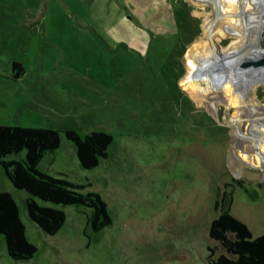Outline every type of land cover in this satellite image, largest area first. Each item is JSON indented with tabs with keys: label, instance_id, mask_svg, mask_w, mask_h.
<instances>
[{
	"label": "rangeland",
	"instance_id": "obj_1",
	"mask_svg": "<svg viewBox=\"0 0 264 264\" xmlns=\"http://www.w3.org/2000/svg\"><path fill=\"white\" fill-rule=\"evenodd\" d=\"M99 1L0 0V124L59 129L61 146L39 168L100 193L113 216L96 232L92 208L40 200L66 212L48 234L0 167V188L38 248L15 260L0 234V264H211L210 246L225 253L209 235L223 193L264 232V171L231 170L237 111L225 99L229 81L220 83L229 61L259 64L252 47L264 59V0L246 3L249 34L222 13L201 14L211 0ZM14 61L25 68L19 79ZM254 95L264 104L263 82ZM70 128L111 133L108 157L84 168Z\"/></svg>",
	"mask_w": 264,
	"mask_h": 264
},
{
	"label": "trees",
	"instance_id": "obj_2",
	"mask_svg": "<svg viewBox=\"0 0 264 264\" xmlns=\"http://www.w3.org/2000/svg\"><path fill=\"white\" fill-rule=\"evenodd\" d=\"M14 77L25 73L21 62L14 61ZM73 141L84 168L92 169L109 155L113 135L103 130H93L81 135L74 129L64 130ZM62 134L51 127H32L0 124V167L18 189L26 190V206L30 219L48 234H56L66 221V212L55 205H84L92 208L89 222L93 231L113 224L107 202L96 191H84L86 185L78 184L64 176H54L39 168L48 151L61 146ZM220 209L210 225L209 235L225 249L215 256L216 247L210 246L211 264H264V232L255 235L249 225L231 211L232 197L223 193L215 203ZM0 234L6 241L8 254L15 260L33 257L37 245L29 240L19 206L11 192L0 188Z\"/></svg>",
	"mask_w": 264,
	"mask_h": 264
},
{
	"label": "bare ground",
	"instance_id": "obj_3",
	"mask_svg": "<svg viewBox=\"0 0 264 264\" xmlns=\"http://www.w3.org/2000/svg\"><path fill=\"white\" fill-rule=\"evenodd\" d=\"M247 1L240 0L238 5L232 6L227 3V0H211L210 5L212 7L202 9L200 6V13H222L229 21L241 27V31L238 29L239 32L249 34V28L246 23ZM251 52L258 58L259 64L243 66L236 63V61H229L228 69L225 68L223 74H220L224 78L221 79L220 83L224 84L226 81H229L228 94L225 97L227 105L233 106L237 111L235 115L230 117L228 123L232 126L233 136L230 162L236 167L232 168L238 175L246 167L260 168L264 171V104L254 95L259 81L264 83V78L261 81L257 73H263L262 76L264 77V59L257 55L253 47L251 48ZM261 66H263L262 72ZM249 113L253 114L254 117L245 116V114L248 115ZM242 122H246V128L241 126Z\"/></svg>",
	"mask_w": 264,
	"mask_h": 264
},
{
	"label": "clouds",
	"instance_id": "obj_4",
	"mask_svg": "<svg viewBox=\"0 0 264 264\" xmlns=\"http://www.w3.org/2000/svg\"><path fill=\"white\" fill-rule=\"evenodd\" d=\"M261 0H252V3H260ZM227 3L232 5V6H236L240 3V0H227ZM252 3H248L247 7L251 8L252 7Z\"/></svg>",
	"mask_w": 264,
	"mask_h": 264
},
{
	"label": "crops",
	"instance_id": "obj_5",
	"mask_svg": "<svg viewBox=\"0 0 264 264\" xmlns=\"http://www.w3.org/2000/svg\"><path fill=\"white\" fill-rule=\"evenodd\" d=\"M24 74H25V73H24ZM24 74H23V75H24ZM23 75H22V76H23ZM22 76H21V77H22ZM21 77H19V78H21ZM19 78H18V79H19Z\"/></svg>",
	"mask_w": 264,
	"mask_h": 264
},
{
	"label": "water",
	"instance_id": "obj_6",
	"mask_svg": "<svg viewBox=\"0 0 264 264\" xmlns=\"http://www.w3.org/2000/svg\"><path fill=\"white\" fill-rule=\"evenodd\" d=\"M230 166V165H229ZM232 166H230V168H231ZM231 170H233V168L231 169Z\"/></svg>",
	"mask_w": 264,
	"mask_h": 264
}]
</instances>
